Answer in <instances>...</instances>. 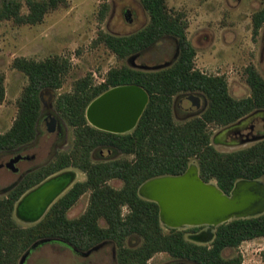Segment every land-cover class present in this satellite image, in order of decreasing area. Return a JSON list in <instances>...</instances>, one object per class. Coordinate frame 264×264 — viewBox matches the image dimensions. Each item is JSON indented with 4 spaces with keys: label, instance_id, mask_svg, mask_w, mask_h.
Returning a JSON list of instances; mask_svg holds the SVG:
<instances>
[{
    "label": "trees",
    "instance_id": "trees-1",
    "mask_svg": "<svg viewBox=\"0 0 264 264\" xmlns=\"http://www.w3.org/2000/svg\"><path fill=\"white\" fill-rule=\"evenodd\" d=\"M149 15L148 24L128 35L99 32L96 43L104 44L119 60L140 53L166 37L173 38L179 56L167 67L155 71L134 69L123 63L110 68L105 80L95 83L92 74L74 82L71 92L59 95L55 108L74 129L73 149L60 153L55 160L28 175L5 197H0V264H19L20 258L41 239H58L79 251H88L106 241L116 246L119 264H150L157 253H168L177 260L197 264H242L243 257L225 251L243 242L264 237V213L255 217L236 218L218 225L170 228L160 219L158 203L143 198L140 186L149 179L180 175L191 164L199 168L205 182L215 181L230 195L239 180L264 181V139L245 148L223 152L211 142L212 127L236 121L256 108H264V77L250 64L245 79L251 94L234 98L223 75H211L196 67L197 50L188 37V20L184 11L169 8L167 0H140ZM68 0H26L28 12L22 13L21 0H2L0 21L37 24L47 13L67 7ZM104 10L108 4L104 2ZM264 24V6L253 15V33ZM13 66L29 80L18 100V114L11 126L0 133V152L11 151L36 138L42 112L44 89L62 87L70 71L63 57L34 60L15 58ZM124 85H138L149 98L134 131L112 133L89 124L87 107L104 92ZM183 91H201L209 99L199 117L178 122L173 116L174 96ZM4 75H0V105L5 99ZM113 147L124 155L95 162L92 151L100 146ZM73 167L86 173L57 199L38 222L23 226L14 216L15 204L31 187L48 176ZM120 179L121 188L108 182ZM90 192L87 209L77 218L68 211L83 194ZM104 221V225L101 223ZM193 232L189 238L187 234ZM140 239L128 245V239ZM264 264V251L262 252Z\"/></svg>",
    "mask_w": 264,
    "mask_h": 264
},
{
    "label": "rangeland",
    "instance_id": "rangeland-1",
    "mask_svg": "<svg viewBox=\"0 0 264 264\" xmlns=\"http://www.w3.org/2000/svg\"><path fill=\"white\" fill-rule=\"evenodd\" d=\"M0 0V4H1ZM22 13H27L26 0ZM67 7H60L46 14L37 24L19 25L12 20L0 21V75H4L5 99L0 105V133L7 132L18 114V100L28 85V77L13 66L18 57L44 60L48 57H63L70 64L63 85L57 90L44 89L42 93L44 113L54 110L56 98L71 92L74 82L91 73L95 83L103 81L107 71L115 66L128 63L129 57L119 60L104 44L96 43L100 31L114 35L134 33L149 22V15L140 0H68ZM104 2L108 9L104 12ZM174 10L184 11L188 20V37L197 48L196 67L211 75L226 77L229 92L234 98H243L251 94L245 79V68L253 64L264 77V24L259 32L253 33V15L264 6V0H167ZM175 40L167 37L147 50L137 63L157 65L171 58L175 51ZM55 94L56 98H52ZM41 130V129H40ZM69 143L74 133L69 127ZM55 136L40 133L33 142V149L27 153L37 154V163L49 159ZM220 149H224L218 147ZM227 149V148H226ZM98 150L103 159L107 150ZM11 153L0 152V164L8 161ZM120 155V154H119ZM116 155V156H119ZM23 167V164L20 163ZM76 181L86 176L77 170ZM19 175L4 168L0 169V191L16 180ZM216 183L215 181H212ZM109 184L121 188L122 180L112 179ZM7 192L0 193L5 197ZM90 192L81 196L68 211L69 218H77L88 207ZM14 216L23 226L34 224ZM104 225V221H101ZM205 226V225H202ZM207 226V225H206ZM186 226L180 229H188ZM193 232L187 234L188 238ZM140 239H128V245H138ZM115 251V253H114ZM264 237L243 242L236 249L225 251L228 257L241 254L242 264H263ZM114 253V254H113ZM22 258V257H21ZM20 258V260H21ZM19 260V262H20ZM25 264H119L116 259V246L111 242L101 253L88 256L75 251L61 240H53L32 250ZM150 264H197L191 261L177 260L168 253H157Z\"/></svg>",
    "mask_w": 264,
    "mask_h": 264
},
{
    "label": "water",
    "instance_id": "water-1",
    "mask_svg": "<svg viewBox=\"0 0 264 264\" xmlns=\"http://www.w3.org/2000/svg\"><path fill=\"white\" fill-rule=\"evenodd\" d=\"M137 57L138 54L130 56L128 64L143 70H158L171 63L137 65L134 63ZM148 98L147 92L138 85L118 86L94 100L87 115L92 124L99 128L121 131L125 124H136ZM260 139H264V136L257 138ZM74 178L73 171H63L50 177L18 201L16 216L26 222L41 220ZM139 194L158 203L161 222L170 228L202 225L216 228L232 219L255 217L264 213V181L239 180L230 195H227L216 183L205 182L196 164H191L180 175L149 179L140 186ZM53 240L48 238L35 242L22 256L19 264H25L31 251L39 245ZM101 246H95L83 255Z\"/></svg>",
    "mask_w": 264,
    "mask_h": 264
},
{
    "label": "flooded vegetation",
    "instance_id": "flooded-vegetation-1",
    "mask_svg": "<svg viewBox=\"0 0 264 264\" xmlns=\"http://www.w3.org/2000/svg\"><path fill=\"white\" fill-rule=\"evenodd\" d=\"M191 43L195 47V49L197 50L196 45L194 44V42L191 41ZM154 45H156V44H154ZM154 45H152L151 47H149L148 49H146L143 52L137 53L138 57L134 61V63L137 64V65H148V64L137 63V61L141 59V57L145 54V52L147 50H149L152 47H154ZM178 56H179V48L177 46H175V51L172 54L171 58H169L168 60H165L164 62H162L160 64H157V65H161V64H164V63H167V62H171L170 65H169V66H171L175 62V60L178 58ZM150 66H154V65H150ZM132 68L138 69V70H143V69H139L137 67H132ZM164 68H167V67H164ZM161 69H163V68H161ZM158 70H160V69H158ZM144 71H155V70H144ZM104 80H105V77H104L103 81ZM108 91L104 92L99 97L103 96ZM99 97H97V98H99ZM41 98H42V94H41ZM52 98H54V100H55V98H56L55 94H52ZM208 104H209V99H208V96L204 92H201V91H183V92H180V93H178V94H176L174 96V100H173V116H174V119L176 121H178V122H186V121H188L190 119H193L195 117H199L206 111V109L208 107ZM89 106L87 107V112H86V116H87L88 122L92 126L97 127V126L93 125L92 122L88 118L87 114H88ZM50 109H51L50 112L44 113V110H43V99H42V112H41V116H40V119H39V122H38V125H37L36 138L33 141L29 142V143L21 144L18 148L14 149V150L6 151L7 153H11L10 154V158L8 159V161L2 162L0 164V169L4 168V169H6L8 171L13 172L16 175H19V176H18V178L16 180L10 182L6 186V188L2 189L0 191V193L7 192V195H8L10 193V191L13 190L28 175L38 171L42 167H44V166L48 165L49 163H51L53 160H55V158L60 153L67 152V151H70V150L73 149L74 137H73L72 143L70 144L69 143V133H68L69 132V127H71V126L58 113V111L56 112L54 110L53 103L50 104ZM139 119H138V121H139ZM138 121L136 122L135 125H132V126L129 125V124H125L124 129H122L121 131H110V130L102 129V128H99V127H97V128H99L101 130H104V131H107V132L126 134V133H131L132 131H134V129L136 128V126L138 124ZM71 128H72L73 133H74L73 127H71ZM40 133L48 134V135H52V136L54 135L55 139H54V143H53L52 152L49 155L50 158L39 164V163H37V158H38L37 154L36 153L35 154L34 153H27V152L33 149V145L32 144H33L34 141L37 140V138L39 137ZM261 136H264V108H256L253 111H251L248 114L242 116L241 118L237 119L234 122H231V123L223 125V126L212 127L211 142L218 150L223 151V152H229V151H235V150H238V149H241V148H245V147L251 146V145L263 140V139L257 140V138H259ZM218 147H221V148H224V149H220ZM103 149L107 150V152H108L107 156H109V157H106V158H103V159H95V157L100 158L99 154L98 155L96 154V152L98 150H101L100 151L101 152L100 156L102 157V155H103L102 154V150ZM120 153L121 152H119V151L118 152L115 151L113 147L100 145V146L96 147L92 151L91 158L95 162L106 161V160L114 159L116 157H121V156L134 158L133 154L124 155V154H120ZM116 155H119V156H116ZM15 159H17V160L13 161ZM20 163L23 164V167L19 165ZM77 170H79V169H76V168H73V167H69V168H65L63 170L57 171L54 174H52V175L48 176L47 178H45L43 181H41L37 185L31 187L29 190H27L22 195V197L26 193H28L29 191L33 190L34 188L39 186L41 183H43L44 181L49 179L50 177H52V176H54V175H56L58 173H61L63 171H73V172H75V178H74L73 182L71 183V185L68 186L67 189L64 191V193H66L76 182H79V181H76V179L78 177ZM81 172H83V171H81ZM83 173L86 176V173L85 172H83ZM64 193H62V195ZM61 196H59V198ZM18 201L15 204V209H16V205H17ZM54 240H58V239H54ZM109 243H111V241L103 242L102 246L99 249L93 250L88 255L94 254V253H101L103 251V249L105 248V246L107 244H109ZM73 249L75 250V248H73ZM88 251L83 252V251H79L78 250L77 252H79L81 254H85ZM114 253H115V251H114ZM88 255H84V256H88Z\"/></svg>",
    "mask_w": 264,
    "mask_h": 264
}]
</instances>
